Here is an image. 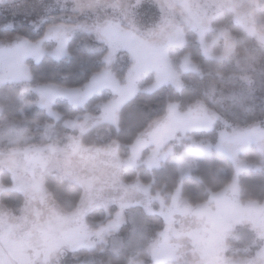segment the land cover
<instances>
[{
    "label": "rangeland",
    "instance_id": "rangeland-1",
    "mask_svg": "<svg viewBox=\"0 0 264 264\" xmlns=\"http://www.w3.org/2000/svg\"><path fill=\"white\" fill-rule=\"evenodd\" d=\"M262 10L264 0H0L9 26L28 28L0 41V193L23 197L15 212L0 205V264H67L72 253L101 245L133 254L143 240L149 264H264V203L241 202L236 185L251 169L240 158L250 146L264 165ZM184 38L191 51L181 54ZM72 41L76 50L104 54L102 69L79 89L31 82L29 64L68 57ZM118 60L128 63L121 81L111 69ZM164 85L179 102L127 157L113 144L81 147L89 129L115 126L120 106L138 91ZM13 86L20 91L8 99ZM211 149L231 162L233 177L204 204L186 205L179 189L164 203L147 186L122 182L124 170H153L166 156L181 179ZM48 172L80 187L72 212L43 191ZM93 209L109 217L95 230L84 220ZM145 215L154 216V237Z\"/></svg>",
    "mask_w": 264,
    "mask_h": 264
},
{
    "label": "trees",
    "instance_id": "trees-1",
    "mask_svg": "<svg viewBox=\"0 0 264 264\" xmlns=\"http://www.w3.org/2000/svg\"><path fill=\"white\" fill-rule=\"evenodd\" d=\"M259 16L264 18V10ZM8 18L0 14V41L10 40L21 33L28 31L23 26H9ZM42 29V28H41ZM189 40L194 45V37L189 36ZM31 38H29L30 40ZM35 39V38H32ZM180 52L189 53V43L186 44ZM69 56L59 61L42 60L37 64H29V76L31 82L39 85L52 84L67 89H79L84 86L89 78L102 69L101 57L93 56L91 53L76 50L75 42L68 44ZM199 56V54L197 53ZM193 57V55H191ZM45 62V63H44ZM128 67L125 61H116L112 66V73L117 80L123 78V74ZM39 70V72H38ZM193 81H201L198 74H188ZM195 87V86H194ZM193 86L191 88L194 89ZM20 89L17 86L11 87L5 91L9 97H16ZM199 93L194 92L193 98L198 101ZM2 99V96L0 95ZM180 95L170 85H164L153 92H137L133 97L125 101L119 108L116 117L115 126H102L89 129L82 134L79 139L81 147L86 149L103 150L110 145H115L116 150L127 157L129 148L137 137L144 132L154 121L163 118L166 115V108L169 105L179 102ZM5 99L0 100L2 104ZM92 109H97L98 100H90ZM6 104V103H5ZM10 105V103H9ZM55 107L60 111L61 116L66 115L65 104L57 102ZM27 118L30 116L27 114ZM209 139L208 136L195 138ZM211 139V138H210ZM211 141V140H210ZM240 158L251 165V169L236 176V185L238 188V199L241 202H251L257 205L264 203V165L262 157L257 150L250 146ZM233 169L231 162L224 156L219 155L211 149L208 154L202 156L196 163L195 169L187 176L181 179L178 176L175 164L166 156L163 161L153 170H147L142 164L124 170L121 175L124 184L139 183L147 186L152 194L167 203L173 193L179 189L181 199L188 206H197L208 201L210 195L218 194L223 191L231 182ZM43 191L50 196V200L63 213H70L75 209L79 201L80 187L65 180L54 172L45 173L42 176ZM23 203V197L17 192L3 191L0 193V205L15 212ZM109 217L102 210L93 209L84 217L88 228L95 230L99 225H103ZM154 216L145 215L144 221L147 225L146 233L153 237L156 233L155 227L151 226ZM158 220V219H157ZM159 221V220H158ZM148 237V236H147ZM146 240H143L137 251L133 254L127 252H118L111 254L108 245L96 246L90 250H79L72 253L67 264H128L130 261H140L142 264H149L148 253L146 251ZM175 264V263H163Z\"/></svg>",
    "mask_w": 264,
    "mask_h": 264
}]
</instances>
